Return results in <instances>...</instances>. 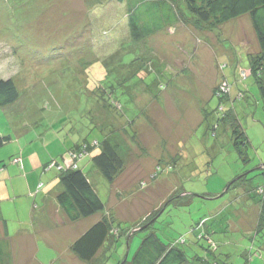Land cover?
Segmentation results:
<instances>
[{
	"label": "rangeland",
	"instance_id": "374dc122",
	"mask_svg": "<svg viewBox=\"0 0 264 264\" xmlns=\"http://www.w3.org/2000/svg\"><path fill=\"white\" fill-rule=\"evenodd\" d=\"M148 7L145 1L138 14L155 27L159 19ZM126 8L119 0H0V78H12L19 90L15 103L0 107V136L8 137L0 146L1 228L10 235L28 231L11 240L2 235L0 264H89L69 246L101 212L65 222L59 234L47 216L50 204L62 211L54 194L61 188L58 168L70 161L67 150L101 133L118 143L126 165L122 173L108 182L91 162L96 149L76 164L125 234L118 232L105 253L102 247L98 264H129L150 228L164 242L185 238L177 244L188 259L182 264H264L258 204L241 194L238 185L247 181L244 190L257 196L264 180V168H259L264 162V97L250 74L239 80L233 72L237 67L249 70L248 56L259 49L249 16L223 23L227 38L219 41L216 31L176 23L139 42L141 50L149 48L159 61L185 73L160 76L166 84L160 92L156 86L148 91L142 82L133 87L126 105L136 109L138 118L130 124L121 114L122 96L96 100L89 93L106 78L113 58H119L111 54H120L115 45L126 30ZM157 68L153 63L146 75L143 68L134 70L150 85ZM223 76L244 91L232 103H222L224 109L232 108L246 137L247 145L240 144L239 150L226 124L217 123L215 135L211 132L222 113L212 91L224 90ZM238 87H232L231 96ZM156 95L163 98L158 104ZM53 159L57 163L48 165ZM42 203L45 211L32 221L30 211ZM156 210L152 227L140 230ZM201 221L211 231L207 249L195 238ZM215 251L220 261L214 259ZM196 255L207 259L197 261Z\"/></svg>",
	"mask_w": 264,
	"mask_h": 264
},
{
	"label": "trees",
	"instance_id": "16d2710c",
	"mask_svg": "<svg viewBox=\"0 0 264 264\" xmlns=\"http://www.w3.org/2000/svg\"><path fill=\"white\" fill-rule=\"evenodd\" d=\"M119 1L126 2L127 5L125 10L126 16L124 15L127 19L125 22L126 30L123 37H121L123 40H119L115 45L116 48L120 49V54L116 51L111 54V56L119 58H113V67L105 72L106 78L97 82L92 90L89 89V93L96 97V100L98 97H100L101 100H106L108 98L107 96L110 95L112 97L122 96L123 98L121 100H123L125 105H120L121 103L119 100L120 104L118 103V105L122 108L121 114H123V118L129 120L128 123L131 122L130 124H132L133 121L138 118L136 109H131L126 105V103L130 102V90L133 93L135 88H140L142 82L144 85L143 88L146 86L147 88L145 89L148 91L149 86H156L160 92L166 86V84L159 80L160 76L162 77L166 73H169V76L172 74H176L177 76L180 73H185V70L180 71L178 68H174L173 65L170 67L169 64L159 61L158 57L155 56L149 48L141 50L139 42L145 40L146 37L162 28L165 24L172 25L179 22L187 26L192 24L201 31H216L217 34L222 37L216 39L219 41L223 39V37H226L222 34L223 28L221 26L223 23L243 14H247L255 33V39L259 45V49L257 52L250 53L248 56L249 70L239 66L242 69L237 67L233 69V72H237L239 80H241V76L248 77V74H250L264 97V0ZM145 1L150 4L148 8L153 9V14L159 19L158 25L155 27L147 25V22H144V19L141 18L142 15L138 14L140 5L145 3ZM186 18L188 20H186ZM218 28L220 29L219 31H217ZM124 42H128V44ZM96 60L98 61L100 59L96 58ZM102 62L103 61H101V64ZM153 63H157L158 65V68L154 69L156 78L148 85L147 82H144L146 80L145 75L149 72L150 68L153 69ZM103 66L102 64V67ZM141 68L145 69V75L138 76L134 69L139 70ZM131 79L134 81L127 84ZM222 84H225L224 90L216 88L212 91V94L219 99L218 110L222 111V113L216 118L215 124L211 127V132L215 135V130L218 127L217 123L222 122L226 124L230 130L232 143L234 147L239 150L240 144H243L244 147L247 145L246 137L237 119L233 115L232 108L228 107L224 109L222 103L223 101H230L232 103L236 98H241L244 95V91L239 89V84L229 81L226 76H223ZM233 86H237L238 90L231 96L230 93ZM133 87L134 89H132ZM18 98L19 90L14 80L12 78H0V107L15 103ZM111 105L114 107L113 103L109 101L108 106ZM120 107L118 111H120ZM202 111H204L202 117L205 119L207 111L204 109ZM127 127L126 125V128ZM7 140V136H0V146ZM117 144L118 143H114L112 139L104 133H101L100 138L94 137L90 141L81 140L75 142L67 150L70 161L67 162L66 165L59 166L57 172L61 188L57 192L55 200L70 221H75L81 217H89L97 212H101L100 218L85 229L69 246L73 254L81 260L87 261L89 264H98L97 261L102 259L105 251L111 247L121 234H123L124 228L120 226L112 212L105 209V204L98 196L87 174L76 164V160L78 158H83L84 155L96 149L97 152L91 155V162L108 182H112L124 166V161L120 156V149ZM15 159L17 161V158ZM56 163V160L53 159L48 165H54ZM167 166H169V164ZM259 168H264V162L259 165ZM170 169L172 168L169 167L168 170ZM244 175L245 173L230 181L225 187V191L235 185L234 182L236 179H241ZM244 181H246V178ZM239 184L242 188L240 189L242 191L241 194L246 195L249 200L251 199L258 204V220L260 222L258 230H260L264 225V180L255 190L257 196H251L248 190H244L245 186L248 185L247 181L245 184L243 182H239L238 185ZM158 214V210L153 212L152 216H148L142 221V225L146 224L152 218L156 219ZM0 219L2 222V217ZM152 223L153 222L144 229L152 227ZM204 223V221L199 222L195 226L194 233L195 238L198 239L197 241H202L205 246L204 249H207L208 240L206 239L208 236L211 237V231L209 230L210 227ZM200 226H204V228L201 229ZM3 229L4 233H6L7 230L4 226ZM151 229L152 228H150L148 234L141 240L137 250L133 253L128 262L129 264H182L188 261L184 250L177 246V244L185 243L186 240L183 236L175 241L164 242L157 236L156 232ZM118 232L120 235H117ZM105 246L106 248L101 255L102 257L98 258L97 255L99 251ZM215 253L216 251L213 255ZM196 257L197 261H201L202 258L207 259V257L204 256L201 257L196 255ZM214 257L216 261H220L219 256L214 255ZM203 260L205 261V259Z\"/></svg>",
	"mask_w": 264,
	"mask_h": 264
},
{
	"label": "crops",
	"instance_id": "0c3cea01",
	"mask_svg": "<svg viewBox=\"0 0 264 264\" xmlns=\"http://www.w3.org/2000/svg\"><path fill=\"white\" fill-rule=\"evenodd\" d=\"M179 23V22H178ZM176 24V23H175ZM181 24V23H180ZM200 46V45H199ZM200 48V47H199ZM226 74V73H225ZM228 76V75H227ZM215 82V81H214ZM158 98H161V96L159 95V97L157 96V99H155V103L158 104ZM163 99V98H161ZM162 101V100H161ZM160 102V101H159ZM164 106V105H163ZM159 107H162L159 105ZM157 108V107H156ZM145 116L147 115L148 116V113L147 114H144ZM146 116V117H147ZM150 116V115H149ZM155 120L158 118L157 116H154ZM154 118H153V123H154ZM156 125H158V122L155 123ZM125 163H124V166H123V169L121 170L120 173H122V171L124 170L125 168ZM140 168V167H139ZM0 190H1V187H0ZM57 192H55V196H56ZM55 198V197H54ZM51 208L48 209V216H47V220L49 221L51 227L56 231L55 234H59L60 231L57 230L60 226L64 225L65 222H69L70 220L67 218L65 212L62 210H60L59 208H55L53 207L52 204H50ZM37 210L36 212L37 213H34V211ZM42 211H45V204L42 203L41 205H38V206H35L32 211H30L31 213V218H32V221H33V218L35 217L36 214L42 212ZM1 212H0V218H1ZM1 225H2V222H1V219H0V230L2 229L1 228ZM27 230H24V229H21V230H18L16 231L14 234L10 235V233L7 231L6 233L3 232V229L1 230V233H0V239L3 237L2 235H5L4 238L8 239V240H11L12 237L14 236H24L25 234H27ZM21 233V234H20ZM23 234V235H22ZM1 254V253H0ZM1 262V261H0Z\"/></svg>",
	"mask_w": 264,
	"mask_h": 264
},
{
	"label": "water",
	"instance_id": "95a60500",
	"mask_svg": "<svg viewBox=\"0 0 264 264\" xmlns=\"http://www.w3.org/2000/svg\"><path fill=\"white\" fill-rule=\"evenodd\" d=\"M226 189V188H225ZM155 218H152L150 221H149V223H146V224H144L142 227H140V230L141 229H144L147 225H149L153 220H154Z\"/></svg>",
	"mask_w": 264,
	"mask_h": 264
},
{
	"label": "built area",
	"instance_id": "2783aa9c",
	"mask_svg": "<svg viewBox=\"0 0 264 264\" xmlns=\"http://www.w3.org/2000/svg\"><path fill=\"white\" fill-rule=\"evenodd\" d=\"M225 85V84H224ZM224 85L222 86L224 88ZM225 89V88H224Z\"/></svg>",
	"mask_w": 264,
	"mask_h": 264
}]
</instances>
